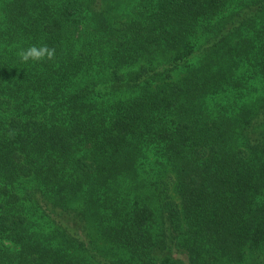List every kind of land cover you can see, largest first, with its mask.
Returning <instances> with one entry per match:
<instances>
[{
	"label": "trees",
	"instance_id": "trees-1",
	"mask_svg": "<svg viewBox=\"0 0 264 264\" xmlns=\"http://www.w3.org/2000/svg\"><path fill=\"white\" fill-rule=\"evenodd\" d=\"M0 264H264V0H0Z\"/></svg>",
	"mask_w": 264,
	"mask_h": 264
},
{
	"label": "clouds",
	"instance_id": "clouds-1",
	"mask_svg": "<svg viewBox=\"0 0 264 264\" xmlns=\"http://www.w3.org/2000/svg\"><path fill=\"white\" fill-rule=\"evenodd\" d=\"M55 54V49H50L47 46H42L37 48L36 46H31L27 49H22L19 53L20 59L23 62H28L29 60L38 61L47 57L52 59Z\"/></svg>",
	"mask_w": 264,
	"mask_h": 264
}]
</instances>
